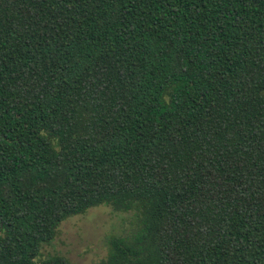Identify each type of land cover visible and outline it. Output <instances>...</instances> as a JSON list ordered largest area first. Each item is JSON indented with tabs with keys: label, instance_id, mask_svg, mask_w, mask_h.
I'll return each mask as SVG.
<instances>
[{
	"label": "trees",
	"instance_id": "trees-1",
	"mask_svg": "<svg viewBox=\"0 0 264 264\" xmlns=\"http://www.w3.org/2000/svg\"><path fill=\"white\" fill-rule=\"evenodd\" d=\"M99 206L98 264H264V0H0V264Z\"/></svg>",
	"mask_w": 264,
	"mask_h": 264
},
{
	"label": "rangeland",
	"instance_id": "rangeland-1",
	"mask_svg": "<svg viewBox=\"0 0 264 264\" xmlns=\"http://www.w3.org/2000/svg\"><path fill=\"white\" fill-rule=\"evenodd\" d=\"M141 220L138 212L95 207L62 223L56 239L44 245L42 256H65L75 264H98L108 256L111 240H130L139 232V226L142 230Z\"/></svg>",
	"mask_w": 264,
	"mask_h": 264
}]
</instances>
